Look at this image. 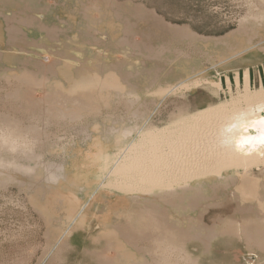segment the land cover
I'll return each mask as SVG.
<instances>
[{
    "label": "rangeland",
    "instance_id": "374dc122",
    "mask_svg": "<svg viewBox=\"0 0 264 264\" xmlns=\"http://www.w3.org/2000/svg\"><path fill=\"white\" fill-rule=\"evenodd\" d=\"M16 11L38 12L40 19H25L33 21L32 25L26 23L32 40L23 35L21 48L13 47L12 54L31 55L29 50L39 49L44 56L51 55L56 39L52 24H66L61 34L63 43L69 41L70 48H80L87 57L85 80L92 81L86 83V104L64 105L65 99H59L62 104H57L51 93L36 90L37 80L30 72L32 69L45 71L51 83L56 81L53 67L46 69V62L43 65L27 61L23 65L26 71L22 73L16 67L2 64L1 52L5 50L4 45L1 46L3 16ZM0 20V116H6L9 125L11 121L14 123L10 134L5 135L17 140L19 152L33 150L29 161L19 156V152L0 151L3 160L0 163L8 166L0 164V264H93L85 249L93 251L90 247L96 242L95 226L86 223L87 227L77 229L76 225L85 216L81 211L109 209L112 194H129L115 188L112 182L111 174L119 163L131 161L143 150L141 146L145 144L142 142L147 141L150 148L152 144H155L154 149L158 145V152L166 150L170 158H179L182 153L196 156V151L202 153L203 148L213 144L211 140L220 132L223 117L242 110L254 112L258 102L264 103V0H0ZM134 42L139 51L132 47ZM147 46L149 52L145 49ZM47 60L43 58L42 61ZM115 61L127 64L116 67L113 66ZM125 71H132V75ZM23 79H32L35 83ZM115 84L119 85L117 90L113 88ZM126 84L130 89H121ZM111 92L115 96L118 92L119 98L134 103V124L140 125L139 128L144 122L138 121L140 112L145 113L147 122L143 130L149 132L146 137L135 132L134 144L131 142L112 156H106L101 169L96 160L98 154L91 152L93 146L86 145L87 130L84 128L90 131L93 128L94 133L96 124H100L95 121L98 115L110 112V106H102L100 102L101 93L110 97ZM245 94L256 100H247ZM219 110L222 112L218 113ZM204 111L209 113L203 115V121L199 115ZM78 118L84 121H73ZM193 118L199 120L187 123ZM3 124L0 132H4ZM16 128H20L17 129L20 132L15 131ZM164 130L167 131L162 133ZM165 135L170 139L166 140ZM148 138L159 140L151 142ZM168 142L172 143L171 147ZM167 149L171 152L167 153ZM26 162L31 164L32 170L22 171L20 166L28 165ZM46 163L63 164L64 176L54 183L47 181ZM187 164L193 168L183 174L199 178L194 176L189 182L190 176H182L174 182L181 184L185 179L184 183L189 182L190 186L198 183L200 204L197 202V207L188 204L165 207L181 205L183 210H193L189 215H197L203 223L215 227L216 232L206 240L208 246L215 237L210 255L200 256L199 264H264V239L247 243L240 229L242 217L235 212L237 206L245 208L246 204L264 212V161L250 160L244 164L246 166L236 168L213 165L210 168L215 167L212 169L215 172L207 166L200 165L201 169L195 161L180 168L186 169ZM87 180L90 185L85 183ZM174 182L170 181L171 185L165 187L178 188L172 184ZM149 185L154 186V192L164 190L152 183H138L132 193H142ZM145 197L151 196L146 194ZM195 218L188 220L195 221ZM178 221L185 229L189 226L186 219ZM152 235L154 238L156 233ZM201 235L204 236V232L185 242L193 238L200 241ZM51 245L55 247L48 248ZM106 248L102 253H92L94 258L97 254L99 259L104 257L97 261L98 264L108 258L112 260ZM118 262L127 264L123 260Z\"/></svg>",
    "mask_w": 264,
    "mask_h": 264
},
{
    "label": "crops",
    "instance_id": "0c3cea01",
    "mask_svg": "<svg viewBox=\"0 0 264 264\" xmlns=\"http://www.w3.org/2000/svg\"><path fill=\"white\" fill-rule=\"evenodd\" d=\"M37 14L38 12L37 13L30 12L29 14H25L16 11L14 13H10V15L3 16L5 20L3 22L4 24L2 28L3 32L1 37V42H2L1 46L4 45L5 50L2 51L3 53L1 52L2 64L7 67L8 66L16 67L19 73H22L26 71L24 70L25 68L23 65L27 61H29L31 64L37 63L43 65L45 64L44 62H46L47 64L45 65L48 67V69L49 66L53 67V70L57 75L56 81L51 83L49 78H47V72L45 71L37 72L32 69L30 72L32 75H34V77L37 80L36 90L41 91V93L43 91H47L51 93L52 96L56 98L55 101L57 102V104H62L59 102L60 101L59 99L61 100L65 99L64 101H66V104L64 105H71L70 102L72 103L75 102L74 104H76L77 106L86 104L85 98L87 95V84L85 82L86 81L85 70L87 69L86 68L87 57L85 55V52L80 48L79 49L70 48L69 41L66 44L63 43V38L61 34H64L63 30L66 29L65 26L66 24L63 25L52 24L54 27V34L56 33V39H54L55 40L54 51L51 52V55L44 56V54L40 52L39 49H34L33 51L29 50L31 52V55H25V54L22 55L21 53L19 54L15 52L13 54L11 53L13 47L21 48V43L24 40L23 35H25L26 38L30 39L28 35V29L30 27L27 26L26 23H31L32 25L33 21L25 20V19L34 18V20H38L40 18L39 15ZM36 22L37 21H35V23ZM43 58H47L48 60L42 61ZM117 86L119 85L115 84V87L113 88L117 90L118 89L116 88ZM121 89L129 90L130 88L126 84V86L121 87ZM102 95L103 93H101L102 99L100 104L102 106H110L109 109L110 112L104 114L101 113L100 115H98L95 121L100 124H96V130L94 131V136L86 139V145L88 147L93 146L94 148L93 150L90 149L91 152L94 151L96 154H98L96 160H98L97 162L100 163L101 169H103L104 167L103 163L104 160L106 159L105 158L106 156L108 155L112 156L113 154L117 153L122 147L126 145L127 146L130 145V143L135 140L134 131H132L131 129L133 128V123H135V116H136L134 103H130L129 101H126V99L123 97L119 98L118 96H115V94H113L112 92L110 97H106ZM140 114H142L143 116L145 115V113L143 112H140ZM73 121L80 122V121H84V119L79 118L78 120H73ZM109 128L112 129L111 133L108 132ZM124 130H126L127 132L131 131V134L129 135L128 133V135L123 136L122 132ZM92 139L93 142L91 141ZM73 144L75 145V143ZM85 183H88L89 185L91 184L89 180H87ZM97 183L93 182V184L95 185ZM145 196L146 194L144 193H130V194L122 193L120 195L116 193L111 195L112 200L111 201L109 200L110 203L109 209L104 208L102 210L92 209L87 211L86 210L81 211L83 215L85 214V216L80 221L81 223L79 225H76L77 229L87 227L86 223L94 224L95 226L94 234L96 235V242L93 247H90L93 251L90 252L87 249H85L86 253L88 252V255L90 256V259H92L93 261L92 263L98 264L97 263L98 259L95 260L96 256L94 258V254L92 253L94 251L96 253H98L99 251L102 253V251H104L105 248L108 247L106 246L107 241L110 240L112 242V247L114 246L115 247L113 249L112 247L109 246V248L106 249L107 250L106 253L108 254V256H112V257L115 256V259L117 261L123 260L126 261L127 264H133V263L134 264H145V263L164 264L165 263L163 262L164 260L166 262L177 261L175 262L176 264H199L200 256H203L205 254L208 255L210 253L212 247L211 243L215 239V237L211 239L207 248H205L206 246L197 239H191L189 241L182 242L181 240L182 234L179 235L180 233H178L177 228H185V227L182 226V223L178 222L179 227L176 226L177 228L175 231L173 230V228L170 230V232L167 229L165 231V233L167 232L166 234L170 233L171 236H175L173 234H176V236L173 237L174 239L173 242L152 241L150 228L148 226L142 227L139 225V223L135 224V222H139L137 219H139L138 214H140L139 210L141 205L138 202L145 201L146 199ZM133 197H136L137 200L136 199L134 200ZM195 207H197V203ZM165 211L169 215L168 216L169 218H174L176 220L175 221L176 223L177 220L183 222V219H186V223H188V218L190 217L195 218L197 216V215L196 216L189 215L188 213L193 210H188V209L183 210L181 208V205L174 207L172 206L167 207V210ZM47 222L49 223L50 220H48ZM64 225L65 227H67V223H65ZM141 234L143 235L141 236ZM199 245L201 246L200 247L201 252H199ZM52 247L54 248L55 246L54 245L53 246L51 245L50 247L48 246V248H52ZM139 252L141 253L139 254ZM115 253L124 255L126 256V258H122L121 256L118 255L116 256Z\"/></svg>",
    "mask_w": 264,
    "mask_h": 264
},
{
    "label": "bare ground",
    "instance_id": "6f19581e",
    "mask_svg": "<svg viewBox=\"0 0 264 264\" xmlns=\"http://www.w3.org/2000/svg\"><path fill=\"white\" fill-rule=\"evenodd\" d=\"M117 7V6H116ZM115 10V9H114ZM140 12V11H139ZM119 13V12H118ZM149 15V14H148ZM1 21V20H0ZM126 24V23H125ZM155 24V23H154ZM147 26V25H146ZM10 27V26H9ZM11 30V29H10ZM176 31V30H175ZM179 32V30L177 31ZM14 41V40H13ZM109 41V40H108ZM132 42V41H131ZM144 42V41H143ZM137 43V42H136ZM102 44V43H101ZM132 44V43H131ZM139 44V43H137ZM136 44V45H137ZM145 44V43H144ZM143 46V44H142ZM132 47L133 48H137L138 47H135V42L132 44ZM141 47V46H140ZM139 47V48H140ZM147 50V52H149V46H147L145 48ZM132 51V50H131ZM139 51V49L137 50ZM134 52V51H133ZM144 52V51H143ZM132 54V53H131ZM134 55V54H133ZM150 55V53L148 54ZM143 58V56H142ZM145 58V57H144ZM120 61V59H118ZM149 60V59H148ZM132 60H130L131 62ZM124 62V61H123ZM129 62V63H130ZM134 62V61H133ZM82 63V62H81ZM140 63V62H139ZM122 64V65H121ZM127 63H119V62H116L113 63V66L115 65L116 67L118 66H123ZM85 65V64H83ZM135 65V64H134ZM87 66V65H86ZM133 66V64H132ZM81 67V66H80ZM83 67V66H82ZM114 67V68H116ZM87 68V67H86ZM89 68V67H88ZM48 69V68H46ZM120 69V68H119ZM49 70V69H48ZM37 71V70H36ZM43 71V70H42ZM119 73V72H118ZM126 74H128L130 76V74L132 75V71H125ZM27 74V73H26ZM55 74V73H54ZM134 75V73H133ZM24 76V75H21V77ZM126 77H128L127 75H125ZM34 77V76H33ZM19 78V77H18ZM23 78V77H22ZM15 79V78H14ZM25 80V79H23ZM90 78L86 79V83L88 82H91L92 80H90ZM123 80V79H121ZM25 81L27 82H32V83H35L34 80L30 79H26ZM42 83V82H41ZM132 84V83H130ZM129 84V85H130ZM152 84V82H151ZM133 86V85H132ZM146 90H147V87H146ZM129 92V91H128ZM49 93V92H48ZM127 94V93H126ZM130 94V93H129ZM117 95H118V92H117ZM116 95V96H117ZM134 95V94H133ZM246 96V99H255V97H250L249 94H245ZM136 96V95H134ZM56 99V98H55ZM62 101V100H60ZM76 101V100H75ZM251 101V100H250ZM251 101V102H252ZM66 102V101H65ZM254 102V101H253ZM257 102V101H255ZM57 103V102H56ZM71 103V102H70ZM89 104V103H88ZM252 105V103H250ZM79 106V105H78ZM247 107V106H246ZM252 107V106H251ZM78 108V107H77ZM241 108V107H240ZM244 108V107H243ZM248 108V107H247ZM250 108V107H249ZM236 110V109H235ZM243 111V110H242ZM238 111L236 112V114L234 113L233 115H228L226 117H223L222 120H221V124L219 129H220V132L217 133V135H215V138L214 140H211L213 141V144H211L210 142V146L206 147L204 145V147H206L205 149L203 148L202 150V153H198L196 151V156L194 155L193 158L192 157V154L191 156L188 155V154H183L182 152V155L180 154L179 158H170L169 155L167 156L165 151H162V152H158L156 151L157 150V147H159L157 144V147H155L156 149H154V146L155 144H152L151 148L149 146V142L147 141V143H144L142 142V144H145V145H142L141 147L143 148L142 151H140L139 153L135 154L132 158H131V161L127 162V163H124V162H121L119 163V166L118 167H115L113 173L111 174L112 178L114 181L113 182V185L115 186V188L119 189L121 192H128L129 194L132 193V191H135L133 190L134 188H136V184L138 183H152L153 185H155L156 187H159V188H162L164 190H161V191H153V187L154 186H151L149 185L150 187L145 189L144 191H142V193L144 194H148L150 195L151 197L149 198H146L145 201H141V207H140V214L139 215V219H137L139 222H135V224L139 223L140 226L142 227H146L148 226L151 230V232L153 231H156V232H153L151 233L154 234L156 233V236L154 237H157V238H153L151 237V240L152 241H155V242H173L174 239L173 237L176 236V234H173L175 236H171L170 233L166 234L165 231L166 229L170 230L173 228V230L175 231L176 230V226H178L179 222L177 220V223L175 222L176 220L175 219H172V218H169L168 214L166 213L165 210H167V208L165 207V205H177V204H188V205H196L197 201H198V197L200 196L201 193H199V187L197 186L198 183H196L194 186H190L189 185V182L194 178V176L196 177V175L191 176V174L189 175H184L183 174V171L188 172L191 168H193L191 165L187 164L186 165V169L183 168L185 167L183 164L185 163H193V161L196 162V164H198V166L202 165V166H207V167H211L213 165H225V167H231V168H236L238 167L239 165H244L245 163L249 162L250 160H260L261 159V163L262 161H264V113L263 114H260L259 111H263L264 112V103L262 102H258L255 106H254V112L252 109H250L249 111ZM219 112H222V111H218ZM2 113V112H1ZM209 113L208 112H202L201 115H199L200 117L199 118H202L205 116V114ZM211 114L213 112H210ZM218 113H214V114H218ZM136 114V113H135ZM204 115V116H203ZM141 119H138V121L140 120L141 122H143L142 126L139 128L140 125L138 124H134L133 123V128L131 129L132 131H134V134L135 132H140L141 134L143 133V135L146 137V132H149L148 130H143L144 127L146 126L145 125V122H147V119L144 118L145 115L143 116L142 114L139 115ZM138 116V117H139ZM211 116V115H210ZM222 117V116H220ZM219 117V118H220ZM148 118V117H147ZM212 118V117H211ZM8 119L6 116L5 118H3V116H0V121H2V123L4 122L5 124V127H3V131L4 132H0V151L4 150L5 152H13V153H17L19 152L17 146H19V144L17 145V140H15L12 136H9V135H5V133H9L10 134V127L12 125H14V123H12V121L10 122L11 125L8 124V122H6ZM10 119V118H9ZM64 119V118H62ZM74 119H77L74 118ZM79 119V118H78ZM145 119V120H144ZM195 118H193L191 121L189 120L187 123L189 122H192L193 124V120ZM207 119V117H206ZM199 119L197 118L196 120H194V122H197ZM202 120L204 121V119L202 118ZM202 121V122H203ZM210 121V120H209ZM205 122H207L205 120ZM214 122V121H213ZM0 123V126L1 124ZM136 123V122H135ZM186 123V124H187ZM204 123V122H203ZM3 124V126H4ZM8 124V126L6 125ZM129 124V123H128ZM198 124V123H196ZM212 124V123H211ZM91 125V124H90ZM127 125V124H126ZM182 125V124H181ZM205 125V124H204ZM137 126V127H136ZM94 127V126H93ZM117 127V126H116ZM143 127V128H142ZM185 127V126H184ZM199 127V126H198ZM204 127V126H203ZM211 127V126H209ZM217 127V126H216ZM14 128V126H13ZM122 128V127H121ZM176 128V127H175ZM188 128V127H187ZM208 128V127H207ZM0 129H2V127H0ZM17 129H20V128H16L15 131H18ZM85 130H87L86 132V135L85 137L88 138H91L94 136V133L92 132V129L90 131V129L88 130V127H85L84 128ZM141 129V130H140ZM177 129V128H176ZM211 129V128H210ZM209 129V130H210ZM214 129V128H213ZM8 130V131H7ZM14 129H12L13 131ZM83 130V128H82ZM84 130V131H85ZM96 130V129H94ZM99 130V129H98ZM111 128H109L108 132L111 133ZM119 130V129H118ZM138 130V131H137ZM158 130V129H157ZM163 130V129H162ZM175 130V129H174ZM173 130V131H174ZM179 131V129H177ZM176 130V131H177ZM182 130V128H181ZM184 130V129H183ZM188 130V129H187ZM191 130V129H190ZM207 130V129H205ZM216 130V128H215ZM1 131V130H0ZM11 131V132H12ZM155 131V130H154ZM160 131V130H159ZM165 131L167 130H164L162 133H164ZM185 131V130H184ZM213 131V130H212ZM218 131V130H217ZM20 132V131H18ZM17 132V133H18ZM98 132V131H97ZM96 132V133H97ZM157 132V131H156ZM175 132V131H174ZM129 135L131 134V131L130 132H127L126 130H124L122 132L123 136H126V135ZM137 133V135H139ZM151 133V131H150ZM149 133V134H150ZM153 133V132H152ZM168 133V132H167ZM176 133V132H175ZM211 133V132H210ZM216 133V131H215ZM21 135V133H19ZM18 134V136L20 137V135ZM147 134L150 138V135ZM155 134V133H154ZM153 134V135H154ZM161 134V133H160ZM170 134V133H169ZM168 134V135H169ZM191 134V133H190ZM199 134V133H198ZM207 134V133H206ZM99 135V134H97ZM115 135V134H114ZM152 135V134H151ZM161 135H164V134H161ZM168 135H165L168 137ZM187 135V134H186ZM211 135V134H210ZM214 135V134H213ZM17 136V134H16ZM159 136V135H158ZM171 135H169L170 137ZM176 136V135H175ZM179 136V135H178ZM201 136V134H200ZM207 136V135H206ZM15 137V136H14ZM144 137V138H145ZM156 137V136H154ZM164 137V136H163ZM165 138L166 140L167 139H170L169 137L168 138ZM185 137V136H184ZM188 137V136H187ZM21 138V137H20ZM22 138H23V135H22ZM21 138V139H22ZM148 140H151L149 139ZM202 138V137H201ZM208 138V137H207ZM213 138V137H212ZM205 139V138H204ZM146 140V139H145ZM156 141H158L157 139H154ZM154 140H151V142H155ZM165 140V141H166ZM192 140V139H191ZM195 140V139H194ZM200 140V139H198ZM19 141V140H18ZM163 141V140H161ZM174 141V140H173ZM172 141V142H173ZM209 141V140H208ZM170 142V141H169ZM168 144V147H171L172 143H169ZM181 142V141H180ZM193 142V141H192ZM195 142V141H194ZM206 142V141H205ZM24 143V142H23ZM33 143V142H31ZM149 143V144H148ZM190 143V142H189ZM198 143V142H197ZM201 143V142H200ZM132 144V143H130ZM134 144V142H133ZM166 144V143H165ZM175 144H176V141H175ZM192 144V143H191ZM205 144V143H204ZM22 145V142L20 144V146ZM24 145V144H23ZM22 145V146H23ZM33 145V144H32ZM31 145V146H32ZM160 145V143H159ZM163 145V144H162ZM177 145V144H176ZM183 145V144H182ZM200 145V144H199ZM207 145V144H206ZM5 146V148H4ZM185 146V145H184ZM198 146V145H196ZM202 146V144H201ZM166 148H168L167 146H165ZM173 148V147H172ZM186 148V147H185ZM189 148V147H187ZM197 148V147H196ZM201 148V147H200ZM199 148V149H200ZM25 149V148H24ZM138 149V148H137ZM168 149H171V148H168ZM167 149V153L170 151H168ZM183 148L179 149L180 151L182 150ZM192 149V148H191ZM178 150V148H177ZM185 150V149H184ZM120 151V150H119ZM118 151V152H119ZM179 151V152H180ZM186 151V150H185ZM35 152V151H34ZM171 152V151H170ZM169 152V153H170ZM23 153H26V154H23ZM28 153V154H27ZM31 153H33V150L31 148L27 149V150H21L19 152V156L22 155L21 157H25L27 158V160H31L32 158V155ZM176 154V151L173 152ZM16 154V155H17ZM197 154H199V156H197ZM24 155V156H23ZM197 157V158H196ZM14 158V157H13ZM12 158V159H13ZM19 158V157H18ZM16 159V157H15ZM177 159V160H176ZM23 160V159H22ZM125 160V159H124ZM3 161L0 159V162ZM10 164L14 161H8ZM18 162V161H17ZM3 163V162H2ZM2 163H0L2 165ZM19 163V162H18ZM28 163V162H26ZM259 163V162H257ZM17 164V163H15ZM254 164V163H253ZM3 165L5 167L8 168V166L6 164L3 163ZM2 165V166H3ZM14 165V163H13ZM20 165V164H18ZM183 165V169H181L180 167ZM257 165V164H256ZM194 166V165H193ZM246 166V165H244ZM250 166V165H249ZM15 167V166H14ZM13 167V168H14ZM17 167V166H16ZM19 167V166H18ZM17 167V168H18ZM21 169H23L22 171H30L32 170V166L30 163H28V165H22ZM46 167L48 169L47 171V174H46V179L47 181H51V182H57V179L63 177V170H64V165L62 164H47L46 163ZM197 167V166H195ZM201 167V166H200ZM224 167V166H223ZM16 168V169H17ZM215 168V167H213ZM212 168V169H213ZM217 168V167H216ZM20 169V168H19ZM196 169H200V168H196ZM202 169V167H201ZM210 168V170H212ZM224 169V168H223ZM15 170V169H14ZM18 170V169H17ZM204 170V169H203ZM202 170V171H203ZM209 170V171H210ZM235 170V169H234ZM192 171V170H191ZM195 171V169H194ZM200 171V170H199ZM201 171V172H202ZM218 172L220 170H217ZM197 172V171H196ZM205 172V171H204ZM211 172V171H210ZM209 172V173H210ZM212 172H215L212 170ZM207 173V172H206ZM66 174V173H65ZM178 174H183V175H178ZM205 174V173H204ZM217 174V173H216ZM178 175V176H177ZM202 176V173L199 174ZM222 175V174H221ZM234 175V174H233ZM262 175V174H261ZM182 176H190L189 178V182L187 183H184V180L183 182H181V184H177L176 185V182L175 181V178H183ZM198 176V174H197ZM224 176V175H223ZM236 176V175H235ZM234 176V177H235ZM180 178H178L180 180ZM186 178V177H185ZM197 178V177H196ZM199 178V177H198ZM197 178V179H198ZM220 178V177H219ZM223 178V177H222ZM240 178V177H239ZM242 178H245V177H242ZM247 178V177H246ZM249 178V177H248ZM264 178V177H263ZM182 180V179H181ZM222 180V179H221ZM228 180V179H227ZM243 180H246V179H243ZM170 181L174 182L172 183L173 185H176V186H179L178 188L177 187H174L172 186L171 188L169 187H165V186H170L171 183ZM178 181V180H177ZM110 183V182H109ZM201 183V182H200ZM204 183V182H203ZM216 184V183H215ZM219 184V183H217ZM181 185V186H180ZM185 185V186H184ZM210 186V185H209ZM214 186V183L213 185ZM158 188V189H159ZM214 188V187H213ZM157 190V189H156ZM250 191V190H249ZM136 193V192H135ZM203 196V195H201ZM134 200L136 199V197H133ZM140 198V197H139ZM200 199V198H199ZM137 200V199H136ZM186 201V203H185ZM159 202V203H158ZM184 202V203H183ZM162 203V205H161ZM199 203V202H198ZM200 204V203H199ZM234 206V205H233ZM246 207L245 208H239L238 206L235 208V212L236 213H239V215L242 217L240 219H242V225L240 226L241 228V231L243 233H245V241L248 243V242H254L255 240H261V239H264V212L263 213H260L258 210L256 209H252V205L251 204H246L245 205ZM183 207V206H182ZM192 208V207H191ZM258 208V207H257ZM138 213V212H137ZM230 213V212H229ZM134 214V213H133ZM202 214V213H201ZM135 215V214H134ZM187 215V214H186ZM200 215V214H199ZM204 215V214H203ZM136 216V215H135ZM202 217V216H201ZM235 217V216H234ZM196 220L195 221H191L190 219L188 220V225L187 228H177V231L178 233H180L179 235L182 234V242H185V240L189 237H193V236H199L201 233L204 232V236H202V238L200 239V242H202L206 248L208 247L206 244V240H209V236L210 235H213L216 231H215V227L212 228V225L211 226H208L207 224L203 223L201 220H200V217H196L195 218ZM136 220V221H137ZM128 221V220H126ZM132 221V220H131ZM234 220L231 218L230 220V223H232ZM179 222V223H178ZM213 222V221H212ZM128 223V222H127ZM177 224V225H176ZM214 224V223H212ZM130 225V224H129ZM113 227V226H112ZM126 227V225H125ZM132 227V226H131ZM179 227V226H178ZM136 228V227H135ZM134 228V229H135ZM116 230V229H115ZM135 231V230H134ZM160 231V232H159ZM180 231V232H179ZM104 232V231H103ZM120 232V231H119ZM128 232H131V231H128ZM133 232V231H132ZM192 232V233H191ZM175 233V232H173ZM150 234V233H149ZM143 234H141L142 236ZM216 235V234H215ZM214 235V236H215ZM257 235V236H256ZM149 236V235H148ZM153 236V235H152ZM213 237V236H212ZM244 237V236H243ZM116 238V237H115ZM194 239V238H193ZM198 239V238H197ZM211 239V238H210ZM125 240V239H124ZM177 240V239H176ZM145 241V240H144ZM143 242V241H141ZM206 242V243H205ZM59 243V242H58ZM62 244V243H61ZM64 244V243H63ZM135 244V243H134ZM107 245L112 247V242L110 241H107ZM65 246V244H64ZM129 246V245H128ZM131 246V245H130ZM178 246V245H176ZM115 247V246H114ZM114 247H112L114 249ZM146 247V246H145ZM85 248V247H84ZM132 248V247H131ZM139 248V247H138ZM137 248V249H138ZM154 248V247H152ZM107 249V248H106ZM136 249V250H137ZM140 250V249H139ZM180 250V249H179ZM163 251V250H162ZM56 252V251H55ZM151 252V251H150ZM141 252H139L140 254ZM116 254V253H115ZM98 255V254H97ZM96 255V256H97ZM121 256L122 258H124L125 256L121 255V254H116V256ZM143 255V254H142ZM148 255V254H147ZM99 256H97V259L98 261L100 260H103V259H99ZM165 256V255H164ZM53 257V256H52ZM56 257V256H55ZM107 257V256H106ZM184 257V256H183ZM174 258V257H173ZM176 258V257H175ZM106 259V258H105ZM112 260H110V258L106 259V261L104 260L102 264H104V262H106L105 264H126V263H120L118 262L116 259H115V256H113L111 258ZM148 259V258H147ZM152 259V258H151ZM161 259V258H160ZM145 260V259H144ZM163 260V259H162ZM146 261V260H145ZM102 262V261H101ZM165 262L164 264H176L175 262H166L165 260L163 261ZM179 262V261H178ZM99 263V262H98ZM144 263V262H143ZM157 263V262H156ZM134 264V263H133ZM146 264V263H145ZM162 264V263H161Z\"/></svg>",
    "mask_w": 264,
    "mask_h": 264
}]
</instances>
